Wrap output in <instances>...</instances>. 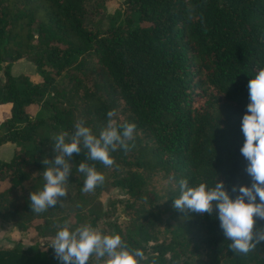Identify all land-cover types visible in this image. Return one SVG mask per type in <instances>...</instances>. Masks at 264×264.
Listing matches in <instances>:
<instances>
[{
	"label": "trees",
	"instance_id": "16d2710c",
	"mask_svg": "<svg viewBox=\"0 0 264 264\" xmlns=\"http://www.w3.org/2000/svg\"><path fill=\"white\" fill-rule=\"evenodd\" d=\"M105 1L0 0V104H10L0 118V144L14 143L12 155L0 158V181H7L0 228L32 227L39 238L29 246L0 245V264H62L48 246L59 228L95 226L104 213L96 197L104 183L82 192L77 166L84 152L71 157L68 195L55 207L37 214L29 195L43 188L41 161L54 159L53 136L71 134L80 119L98 135L113 109L136 124L135 147L110 153L112 167L87 161L127 195L121 220L109 222L111 234L157 264H264V242L246 255L228 248L215 204L213 215L171 208V236L161 240L155 227L162 212L140 200L154 174L172 202L181 178L209 188L222 181L232 198L233 185H251L241 124L248 81L264 66V0H124L120 21L103 14ZM19 58L34 64L40 80L11 73ZM31 103L45 115L31 116ZM185 248L192 260L179 259Z\"/></svg>",
	"mask_w": 264,
	"mask_h": 264
},
{
	"label": "clouds",
	"instance_id": "9594fccd",
	"mask_svg": "<svg viewBox=\"0 0 264 264\" xmlns=\"http://www.w3.org/2000/svg\"><path fill=\"white\" fill-rule=\"evenodd\" d=\"M249 103L242 117L241 130L245 136L240 148L248 161L246 171L252 179L250 186L233 185L230 197L223 182L214 187L206 183L190 186L187 178L179 181L180 195L173 200V207L198 214L213 215V204L220 221L223 235L231 243L228 248L238 254H248L264 242V225L255 226L254 216L264 221V66L259 67L255 76L248 81ZM74 132H62L53 136L54 159H43V188L29 195L31 210L37 214L68 195L65 185L72 170L70 159L74 154L84 152L85 160L77 166L84 175L82 192L89 193L105 182L103 173L95 163L105 167L115 164L110 155L122 149L125 153L135 147L136 124L127 121L113 109L107 112V121L98 135L86 126L83 119L77 120ZM257 197L259 202H257ZM62 264H88L95 256V264H157L155 256L149 259L144 251L131 248L118 234H102L89 224L69 230L65 222L56 232L49 245Z\"/></svg>",
	"mask_w": 264,
	"mask_h": 264
},
{
	"label": "rangeland",
	"instance_id": "374dc122",
	"mask_svg": "<svg viewBox=\"0 0 264 264\" xmlns=\"http://www.w3.org/2000/svg\"><path fill=\"white\" fill-rule=\"evenodd\" d=\"M123 7L124 0H106L102 10L103 14L109 13L115 15L116 21H120ZM1 64L3 65L4 62H2ZM10 71L13 75L18 77L22 76L23 74H27L30 80H40V76L37 73L34 64L26 58H19L12 61L10 64ZM65 76L66 73L64 72L61 78H57V82L61 83L63 77ZM27 109V112L31 116H34L37 111L45 115V108L41 107L39 103H32ZM43 148L47 153L51 152V147L48 144H44ZM133 168H135V165L133 164L121 166L117 169V172L123 173L126 169ZM109 181L110 178H107V180L102 186H100L99 190L96 193V197L100 201L104 213L97 219L96 224L93 228L100 230L102 234H111V226L109 224L110 220H121V216L125 212L123 209V203L127 199V195L124 189L112 185ZM5 185H7L6 180L0 181V188ZM140 200L148 209L152 211L162 212V219L160 223H158V225L155 227V235L157 239L168 240L171 234L169 231V225L167 226V223H170L171 225L173 224V221L169 217V210L173 208V202L170 200V196L166 191L165 180L157 174L152 175L147 180L142 189V197H140ZM38 220L39 219H36L33 222ZM38 239L39 238L32 227H28L24 231L18 230L14 227L11 228L9 226L5 230L0 228L1 246H10L14 244L15 241H19L23 246H29L35 243ZM180 239L181 238H178L177 240ZM39 241L40 243H42V240ZM193 257L194 256H192L190 252L185 248L184 252L180 254L179 259L188 258L189 260H192ZM95 261L96 257L92 256L90 257L88 264H95Z\"/></svg>",
	"mask_w": 264,
	"mask_h": 264
},
{
	"label": "crops",
	"instance_id": "0c3cea01",
	"mask_svg": "<svg viewBox=\"0 0 264 264\" xmlns=\"http://www.w3.org/2000/svg\"><path fill=\"white\" fill-rule=\"evenodd\" d=\"M9 106H10L9 103H1L0 104V118L3 114L9 112ZM29 106H30V104L26 106V110H28L27 108ZM13 148H14L13 142L6 141V142L1 143L0 144V158H2L4 160L8 159L13 153ZM3 149H4V151H3Z\"/></svg>",
	"mask_w": 264,
	"mask_h": 264
}]
</instances>
